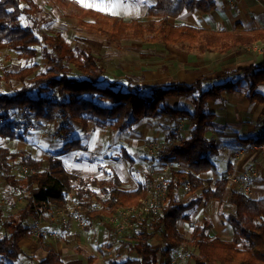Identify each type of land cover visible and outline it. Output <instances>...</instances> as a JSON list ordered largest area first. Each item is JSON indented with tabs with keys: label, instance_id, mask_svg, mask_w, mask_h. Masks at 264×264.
Returning a JSON list of instances; mask_svg holds the SVG:
<instances>
[{
	"label": "trees",
	"instance_id": "obj_1",
	"mask_svg": "<svg viewBox=\"0 0 264 264\" xmlns=\"http://www.w3.org/2000/svg\"><path fill=\"white\" fill-rule=\"evenodd\" d=\"M215 7V0H156L146 12L152 20L126 21L101 12L79 10L77 24L103 37L106 45L139 41L195 54H225L233 48L264 41V30L244 31L241 25L233 31L213 32L171 22L183 13H207ZM40 12L33 0H0V48L17 53L28 64L17 72L4 70L0 76V81L17 85L10 93L0 92V138L21 139L15 129L22 122L34 123L36 128L52 126L62 135L77 128L110 129L129 135L147 121L163 120L169 126L165 127V143L156 158L161 164L186 168L170 170L167 194L158 211L131 218L134 232L129 251L135 257L107 264H172L181 247L193 248V264H264V198L252 199L231 188L224 177L214 182L198 177L199 173L215 168L212 158L220 150L207 134L208 128L214 127L209 102H217L222 93H235L244 86L250 102L263 104L264 116V95L259 91L264 83V63L229 69L222 79L199 77L190 85L155 84L139 88L136 79L129 75L109 76L101 57L85 37H76L70 45L61 31L42 32L44 19L35 17ZM21 17L26 24H22ZM237 73L240 76L235 77ZM229 76L234 81L231 77L227 79ZM170 98H183L189 104L174 108L168 103ZM180 121L187 125L185 137L171 132ZM251 142L263 145L264 137ZM77 144L75 140L69 141L64 150ZM124 158L133 162L128 155ZM22 168L27 172L23 174ZM0 181L5 192H16L26 200L13 214H7L0 203V264H14L18 259L22 253L20 242L32 231L27 220L36 217L48 203L65 208L72 193L74 201L86 211V222L93 225L103 223L122 209L138 206L148 190L145 184L135 190H124L116 173L105 178H83L69 172L55 155L33 158L26 150H12L3 145H0ZM186 186L187 197L181 199L178 193ZM224 197L234 207L233 213L226 217L231 230L229 239L212 234L209 218L194 224L190 217L200 204ZM180 221L191 227L189 237L179 232ZM154 236L161 238L160 249L151 245ZM37 264H64V261L56 252L49 251Z\"/></svg>",
	"mask_w": 264,
	"mask_h": 264
},
{
	"label": "crops",
	"instance_id": "obj_2",
	"mask_svg": "<svg viewBox=\"0 0 264 264\" xmlns=\"http://www.w3.org/2000/svg\"><path fill=\"white\" fill-rule=\"evenodd\" d=\"M33 1L40 7V18L44 19V23H46L48 19L53 21V18H49V15H52V13L56 14L58 18H60V15L63 16V10L67 7H72L74 9L70 14L76 19V23L80 17L79 10L101 12L109 16L122 18L126 21H147L152 20L153 18L147 17L146 12L149 7L156 3V0ZM215 1L216 7L212 11L207 13L200 11L183 13L179 18L172 19L171 22L213 32L233 31L236 29L237 25H241V28L244 31L264 30V0ZM48 5H50V8ZM35 17L38 18L37 16ZM51 25L57 26L55 22L51 23ZM149 45L152 44L149 43ZM155 46L156 48L154 47L152 55L159 57V61L165 62L164 67L167 72L163 73L162 79L165 77L166 81H157L152 84L146 83L143 84V86L174 83L190 85L199 77L217 80L222 79L225 76L226 71L229 69H245L264 63V51L256 52L250 48L251 46L233 48L225 54L209 52L195 54L180 51L173 47H165L161 45ZM234 76H240V73H237ZM230 77L233 79L232 81H234L233 76H229L227 79H230ZM245 89L246 88L243 86L242 90L238 92L222 93L219 101L209 102L208 111L214 114V127L208 128L207 134L218 143L220 150L219 154L212 158L215 168L213 170L199 173L198 177L202 180L214 182L230 175L235 177L248 175V183L253 189L252 194L249 196L252 199H263L264 153H256L255 151L256 149H260V145H255L251 142V139L264 137V116L262 115L263 104L259 102H250L246 97ZM259 91L264 95V83ZM171 99L178 100L180 98H170L169 100ZM170 106L174 108L179 107L178 104ZM154 122L161 125L158 121ZM166 123L167 122H165V124ZM76 130L69 132L66 135L57 133V135H55L56 137L52 138L58 139V143L47 148L48 150H51L53 153L52 155L59 157L63 161L69 172L77 174L83 178H105L108 174L116 173L122 181V188L124 190H135L141 184H145L148 189L146 198L151 199L154 197L151 184L152 179H147V177L143 178V170L139 173V176L134 179L130 176V172L129 175L128 171L126 173L125 169L129 168L126 167V164L129 163L123 161V159L120 158L115 160L114 158H106L99 160L97 155L95 157L92 155V153L95 152H93L91 148L95 147L96 149L97 145H95V143L99 141V137L101 136L100 133H98L96 137L91 138V140H86L85 138L88 137V133L83 131L81 134L85 136L78 133L69 139L68 135H71ZM153 131L158 134V131L149 126L147 121L138 126L129 135H119L120 138L117 141L122 143L123 149H127L126 146L130 145L131 149L135 148L137 151L135 158L131 156L132 154L128 153L133 160V166L139 168L142 161L148 163L149 167H156L157 164L162 165L157 160L156 153L164 146L167 130L165 129V126L163 127L161 125L159 132H161L160 136H164V138L162 139L161 146L156 143L158 148L155 149H153V147L150 146L151 143L148 142V140L154 135ZM171 132L177 137H185L187 135V125L183 121H180L176 126L172 127ZM154 139H156V137ZM72 140L77 141L78 144L75 145L73 149L64 150V145ZM84 142H89V148L83 146L85 145L83 144ZM111 142V136H109L106 141L108 144L107 148L116 151V148L113 145L110 144L109 147V143ZM10 143L11 141L0 138V145L6 146L12 150H26L33 158H46L51 156L49 152H47L46 156L39 154V152H42L41 147L39 149H31V151L27 150L25 148L26 144L21 140H19L18 143L22 146H19L17 149H13L9 146ZM148 147H152V149H148ZM242 148H246V153L244 154L242 152L243 154L237 156V150ZM124 151L126 152V150ZM181 169L186 170V168L182 166L179 169L175 168V170ZM149 170L153 173L157 172V170H154L153 168ZM148 173L151 177H154L150 172ZM230 186L231 188H237L232 185ZM183 189L186 188L184 187ZM150 191L151 193L149 196L148 194ZM68 198L70 199V202L65 208H58L51 203H48L46 207L40 209V212L36 217L27 220V224L32 227L31 235L20 242L22 253L14 264H33L34 262L37 264L38 261L43 259L49 251H54L59 254L62 257L64 264H107V262L111 260L119 262L125 260L127 257H135V254L129 251V244H127V242L111 240V236L116 235L111 232V229H109V219L104 220L103 223L93 225H88L85 220V224L80 226L75 218L74 210L78 208L83 215H85L86 211L78 202L74 201L72 193L68 195ZM23 200L24 203H26V200ZM3 201L4 200H2L1 204L5 207L6 213L13 214L11 213V209L14 207L17 199L12 195L6 198V202ZM222 203L230 205L226 202L225 197L221 200H211L208 203L200 204L191 212L190 217L191 222L194 224L199 223L202 218H209L213 224L212 234L216 237L229 239L231 236V230L228 231V228L225 227V225H228L226 221L227 215L224 218L220 208H216L215 210L211 208L213 204ZM24 205L25 204L20 208ZM48 207L51 209L48 210ZM230 207L232 209V205H230ZM96 208H98V206ZM198 210L202 211V215L199 220L194 221L192 215ZM223 226L225 231L228 232V237L218 234L224 231L221 230L220 232V230H218ZM178 230L186 237H189L191 234V227L188 223L183 221L178 223ZM130 242L131 241H129V243ZM151 245L154 249H160L162 247L161 238L159 236H154L151 240ZM185 249L188 250L190 248L181 247L180 250L175 253L173 263H175L174 260L177 259L175 258L177 253L181 255L182 252L185 253ZM34 258H38V260H34ZM184 258L185 256L183 255V259ZM7 263L9 262H4L3 264Z\"/></svg>",
	"mask_w": 264,
	"mask_h": 264
},
{
	"label": "rangeland",
	"instance_id": "obj_3",
	"mask_svg": "<svg viewBox=\"0 0 264 264\" xmlns=\"http://www.w3.org/2000/svg\"><path fill=\"white\" fill-rule=\"evenodd\" d=\"M48 7L50 8V5H48ZM72 10H74L72 7H67L66 9L63 10V16L60 15V18H58L56 14L54 13H52V15L50 14L49 18H53V21H51V19H48L46 23L43 22L40 30L46 33H54L57 31H61L70 45L74 44L76 37H85L87 39V43L91 45L92 48L94 49V52L97 53L101 57L102 63L107 71V74L111 77H122L124 75H129L136 79L137 81L136 85L138 87H142L143 84H146V83L152 84V83H156L157 81H166L165 77L162 79L163 73L167 72L166 68L164 67L165 62L159 61L160 60L159 57L152 55L153 49L154 47L156 48L155 45L157 44L149 45L146 43H141L139 41H122L120 44L112 43V44L106 45L103 37L97 34H92V33L87 32L85 29L81 28L76 23V19L72 17V15L70 14ZM40 15H41V12L37 14L36 16L40 18L41 17ZM20 20L23 25L27 23L24 17H21ZM53 22H55L57 26H52L51 23ZM25 64H27L26 60L18 57L17 53L9 51L5 48H0V76L3 75L4 70H7L8 72H17L21 67L25 66ZM16 86L17 85L15 83L10 84V83L5 82L4 80H1L0 81V92L10 93L12 90V87H16ZM168 103L170 105L178 104V106L181 107V106H187L189 104V101L186 99L180 98L178 100H175V99L168 100ZM158 122L161 123L163 127L169 126L168 123L165 124L166 121H158ZM27 125L25 124V122H22L20 127L15 129L19 134H21L22 138L21 139L18 138L14 141H11L9 146H11L13 149H17L19 148V146H22L20 145V143H18V141L21 140L24 144H26L25 148L29 151H31V149L34 150V149H39L41 147L42 152H39V154H41L42 156H46L47 152H49L50 155H52L53 153L51 152V150H48L47 148L50 147L51 145H55L56 143H58V139L52 138V137H56L55 135H57L55 129L52 126H49L47 128H44V127L36 128V125L34 123H31V126L33 128H28L29 125L28 126ZM148 125L151 126L153 129H155L156 131H158V134L153 131V134H154L153 137H151L148 140V142L151 143L150 146H152L153 149L158 148L157 144L161 146L162 139L164 138V136H160L161 132H159L161 129V125L154 121H148ZM88 129L89 130L87 131L85 130V132L88 133V137L85 138L86 140L87 139L91 140V138L96 137L98 133L101 134V136L99 137V141L95 143V145H97L96 149L95 147L91 148L92 151L95 152V153H92V155L94 157L97 155L99 160L106 159V158H114L115 160H118L121 158L123 159V161L128 162L124 158L126 154L128 155V153H130L132 154L131 156L134 158H135V155H137V151L135 148L131 149V146L129 145V146H126L127 149H123L122 143L117 141L120 138L119 135H122V134L112 131L110 129H107L106 131L105 130H100V131L93 130L91 128H88ZM77 130L73 132L71 135H68V138L71 139L72 136L78 133L81 134V132L84 131V130H81L80 128H77ZM109 136H111V141H112L111 143H109V147H110V144L113 145L116 148V151H113V150H110V148H107L108 144L106 143V141ZM122 136H125V135H122ZM155 137L156 139H154ZM83 144H85L83 145L84 147L87 146V148H89V142L88 143L84 142ZM152 147H148V149H152ZM124 150H126V152ZM237 151H238L237 156L243 153L245 154L246 148H242ZM255 152L264 153V147L260 149H256ZM86 155H89V154H86ZM128 163L129 164H126V167H129V168L125 169L126 173L128 171V175H129V172H130V176H132L134 179L138 177L139 173L142 172L143 170L144 171L143 178H146V177L147 179L151 178L152 185L158 183L156 181V178H158L159 176H165L167 178V182H169V178H168L169 172H166L162 165L157 164L156 167H149L148 163L142 161V164L138 168L137 166L132 165L133 162L132 163L128 162ZM180 167L181 166H178V165L176 166L177 169H179ZM151 168H153L154 170H157V172L153 173L152 171L149 170ZM148 172H150L154 177H151ZM118 173L120 174L119 171ZM230 176L235 177L233 175H230ZM238 179H240L242 182L246 181V184H248L250 187L248 194L251 195L253 189L251 185L248 183L249 176L242 175L238 177ZM4 187H5L4 183L0 181V191H1L0 203L2 202V200H4L3 202H6V198L8 196L13 195L14 198H16L18 201V202L17 201L15 202L14 207L11 209V213H14L23 204H25L24 200L22 199L20 194L5 192ZM185 192H186V189H181L178 194L179 198L185 199L187 197L185 195ZM150 193L151 191L148 194L149 196H150ZM163 199L164 198H159L160 200L159 206H160V202H162ZM211 208H213V210H215L216 208H220V210L222 211V216L224 218L226 215L230 214L231 211L232 212L234 211V207L232 206V209H231L230 205L226 203L213 204ZM201 215H202V211L198 210L197 212L194 213V215H192V218L194 221H197L200 219ZM140 216L142 215H140L139 213H134L132 215L129 214V216H126L123 219V222L125 223L124 228L121 229L120 231L115 232L112 226H110L109 229H111V232L115 233L116 235V236H111V240H121V242L125 241V243L127 242V244H129V241H131L130 237L133 235V232H134L133 224L130 222V220L132 217H140ZM225 227L228 228V231H230L228 225H225ZM218 230H220V232L221 230H224L218 234H220L221 236L225 235L226 237H228V232L225 231L224 226L220 227ZM130 243H132V241ZM193 253H194L193 248H190L188 250L185 249V253L182 252L181 255L177 253V256L175 257L177 259L174 260L175 263H173L172 261V264H193V261L190 257V255ZM183 255L185 256L184 259H183ZM34 260H38V258L37 259L34 258ZM35 263L36 262H34L33 264Z\"/></svg>",
	"mask_w": 264,
	"mask_h": 264
},
{
	"label": "built area",
	"instance_id": "obj_4",
	"mask_svg": "<svg viewBox=\"0 0 264 264\" xmlns=\"http://www.w3.org/2000/svg\"><path fill=\"white\" fill-rule=\"evenodd\" d=\"M250 48L256 52H263L264 51V41H258V42L253 43ZM28 128H33V127L29 125ZM259 147L263 148L264 144L260 145ZM162 166L164 167V170L166 172H170V170L175 169L177 165L167 163V164H162ZM26 172L27 170L25 168H22V173L24 174ZM226 179L228 180L230 185L237 187V189L241 190L246 195H249L248 191L250 187L248 184H246V181L242 182L240 179H238V177H231V176H227ZM156 181L158 183L152 185L153 192L155 194L153 198L142 199L138 206L131 207L128 209H122L116 215H113L112 217L109 218L108 223L110 224V226H112L115 232L120 231L121 229L124 228L125 223L123 222V219L126 216H129V214L132 215L134 213H139L140 215L144 216L145 214H148L150 212L154 213L159 210V201H160L159 198H163L166 196L168 182L165 176H159L158 178H156ZM238 181L242 184H240ZM187 188L188 186H186V189ZM74 212H75V218L78 224L80 226H83L85 224V216L81 213V211L78 208H76Z\"/></svg>",
	"mask_w": 264,
	"mask_h": 264
},
{
	"label": "snow or ice",
	"instance_id": "obj_5",
	"mask_svg": "<svg viewBox=\"0 0 264 264\" xmlns=\"http://www.w3.org/2000/svg\"><path fill=\"white\" fill-rule=\"evenodd\" d=\"M87 6H91V5H87Z\"/></svg>",
	"mask_w": 264,
	"mask_h": 264
}]
</instances>
